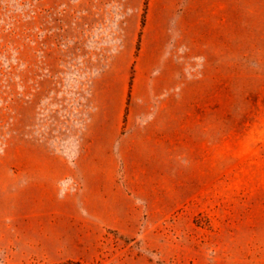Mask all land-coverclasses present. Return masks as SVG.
I'll use <instances>...</instances> for the list:
<instances>
[{"label":"rangeland","instance_id":"1","mask_svg":"<svg viewBox=\"0 0 264 264\" xmlns=\"http://www.w3.org/2000/svg\"><path fill=\"white\" fill-rule=\"evenodd\" d=\"M194 1L215 29L170 32L159 100L181 143L128 185L133 56ZM66 261L264 264V0H0V264Z\"/></svg>","mask_w":264,"mask_h":264},{"label":"crops","instance_id":"2","mask_svg":"<svg viewBox=\"0 0 264 264\" xmlns=\"http://www.w3.org/2000/svg\"><path fill=\"white\" fill-rule=\"evenodd\" d=\"M197 3L194 1L188 13L184 14L188 17V20L183 22H175L174 15H169L167 20L157 28L148 30L145 34V38L141 43V50L139 51V57L134 54L136 62L139 63V68L136 74L139 78L147 79V94L142 97L140 118L135 120L133 125L128 124L127 129L130 130L129 136H124L123 143L121 141V154L125 160V166L122 173L125 175L126 184L135 185L139 176L143 174H150V161L157 159L171 160L174 157L175 151V137H177L178 144L181 143L178 138L183 133L185 128L184 120L178 122L175 129V116L170 110V107L166 103H160V98L166 94V92L172 89L173 83L169 80L183 79L182 72H172L167 70V64H170V51L167 40L170 37L172 31H199V30H213L215 29L214 23L211 21V17L206 15L203 17L198 16ZM213 7V6H212ZM214 12H212L213 14ZM183 16V17H184ZM179 20V18H178ZM154 32L153 44L150 52L149 50V36ZM156 33V35H155ZM195 36V35H194ZM195 39L194 42L187 43L183 49L186 51L182 54L186 55L188 49L200 50L204 48V45L198 44ZM181 45L173 46L174 49H180ZM181 56V57H182ZM129 57H132L129 55ZM184 58V57H183ZM149 63V66L142 68V63ZM179 83V82H178ZM130 123V122H129ZM131 127V128H130ZM132 161V162H131ZM102 198L105 194L102 193ZM107 197V195H106ZM78 198L88 199L87 195L84 196H71L65 197L64 201L76 203ZM47 203H55L57 199L51 196L45 195ZM55 213V212H54ZM51 214V213H49Z\"/></svg>","mask_w":264,"mask_h":264},{"label":"built area","instance_id":"3","mask_svg":"<svg viewBox=\"0 0 264 264\" xmlns=\"http://www.w3.org/2000/svg\"><path fill=\"white\" fill-rule=\"evenodd\" d=\"M60 186L62 193L65 194L68 193L70 190L74 191L76 189V182L73 179L66 178Z\"/></svg>","mask_w":264,"mask_h":264},{"label":"trees","instance_id":"4","mask_svg":"<svg viewBox=\"0 0 264 264\" xmlns=\"http://www.w3.org/2000/svg\"><path fill=\"white\" fill-rule=\"evenodd\" d=\"M56 264H84V263L80 261H66V262L56 263Z\"/></svg>","mask_w":264,"mask_h":264}]
</instances>
